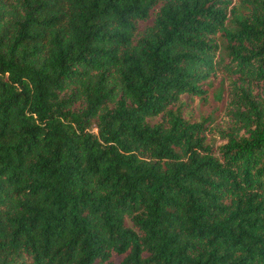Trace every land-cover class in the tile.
Returning a JSON list of instances; mask_svg holds the SVG:
<instances>
[{"label":"trees","instance_id":"16d2710c","mask_svg":"<svg viewBox=\"0 0 264 264\" xmlns=\"http://www.w3.org/2000/svg\"><path fill=\"white\" fill-rule=\"evenodd\" d=\"M0 264H264V0H0Z\"/></svg>","mask_w":264,"mask_h":264},{"label":"rangeland","instance_id":"374dc122","mask_svg":"<svg viewBox=\"0 0 264 264\" xmlns=\"http://www.w3.org/2000/svg\"><path fill=\"white\" fill-rule=\"evenodd\" d=\"M215 83H216V86H218V84L220 83L219 77L216 79ZM220 109L221 108L217 105V102L212 98V96H208V99L206 100L204 104H202L199 100H197L191 105L190 108H185V110L191 111V115L194 118H199L200 116L206 115L209 112L213 113L214 119L211 122V129H217V127H220L221 124L224 123L222 122L221 119L223 118L225 111H223L222 109L220 111ZM93 131H96V129L93 128ZM207 137H208V140H211L213 142V144L214 143L216 144L219 141L218 136L213 131L208 133Z\"/></svg>","mask_w":264,"mask_h":264}]
</instances>
